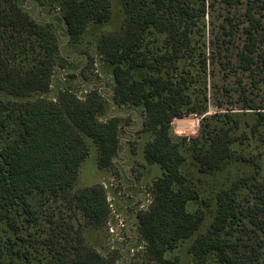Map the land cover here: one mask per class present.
Returning a JSON list of instances; mask_svg holds the SVG:
<instances>
[{
  "label": "trees",
  "instance_id": "1",
  "mask_svg": "<svg viewBox=\"0 0 264 264\" xmlns=\"http://www.w3.org/2000/svg\"><path fill=\"white\" fill-rule=\"evenodd\" d=\"M176 1L122 0L126 14L122 30L119 34H102L96 40V54L108 66L113 82L110 104L92 88L80 98L68 87L47 97L60 57L57 35L49 23L38 21L19 0H0V28L15 32L19 38L25 36L34 45L28 51L20 50L19 64L10 63L0 54V91L8 96L0 99V264H21L28 260L26 251L17 249L12 253L17 244L12 236L23 221L33 224L36 220L28 202L33 193L63 195L68 207L78 210L88 225L104 224L109 212L106 190L100 184L71 190L88 155L87 140L96 148L99 168L109 167L117 154L119 118L109 117L112 104V107L127 105L133 111L138 108L143 115L141 127L153 135L144 146L143 158L147 163L157 164L161 173L151 183L149 206L137 213L136 232L145 244L147 258L156 264L176 263V259L166 258L165 253L193 236L204 219L201 208L189 209L198 200V191L193 179L182 173L184 156L180 146L186 139L178 140L170 134V125L183 114L181 106L185 101L179 90L172 87L162 64L176 58L177 50L185 46L188 24L184 20L192 16L189 7L177 10L173 4ZM257 1H234L242 7L244 20L240 25L245 40L234 54L240 74L264 65V39L259 40L260 36L264 38V20L255 15ZM55 2L68 41L74 44L88 23L105 22L110 17V0ZM150 29L164 32L172 47L170 54L164 51L152 62L140 51L142 36ZM219 30L223 36L231 34L225 23ZM26 43L17 40L23 47ZM31 51L35 56L28 55ZM32 95L36 97L31 98ZM247 107L256 110L253 103ZM259 116L264 119L263 112ZM9 121L13 124L11 128ZM231 142L227 133L222 132L210 139L206 149L199 150L198 139H192L190 150L198 172L218 171L231 156ZM231 190L216 193L217 211L190 246L193 264H203L210 253L223 264H237V257L228 253L221 238L226 226L240 220L238 200L230 194ZM66 245L67 249L57 252L46 264L115 262L113 253L105 257L87 245L79 229Z\"/></svg>",
  "mask_w": 264,
  "mask_h": 264
},
{
  "label": "rangeland",
  "instance_id": "2",
  "mask_svg": "<svg viewBox=\"0 0 264 264\" xmlns=\"http://www.w3.org/2000/svg\"><path fill=\"white\" fill-rule=\"evenodd\" d=\"M19 1L38 21L49 23L57 35L60 57L47 97L65 87L79 96L92 88L111 104L109 93L113 82L108 66L96 54L95 45L100 35L119 34L122 30L126 19L122 0H110L109 19L88 23L75 44L68 41L55 0ZM234 1L177 0L173 3L177 10L189 7L192 16L184 20L188 24L185 46L177 50L176 58L162 64L172 87L179 90L185 101L181 106L183 114L170 125V134L178 140L186 139L180 146L184 156L182 173L193 179L198 191V200L189 209L199 207L204 212V219L193 236L165 253L166 258L176 259L175 264H193L191 243L206 230L215 215L216 193L230 188V194L238 200L240 220L226 226L221 238L227 244L228 253L237 257V264H264V119L259 116L264 113V65L245 74H240L236 67L234 54L245 37L240 25L244 21L242 7ZM254 10L263 21L264 0L257 1ZM222 23L230 29V36L220 34ZM262 26L264 29V21ZM16 36L15 32L0 28V54L12 64L20 63V50L34 47L25 36ZM19 39L29 44L23 47L17 44ZM262 39L260 36L259 40ZM167 40L164 32L150 29L142 36L140 51L152 62L164 51L171 53ZM28 55L35 56V53L28 52ZM7 97L0 91V99ZM251 103L256 105V110L248 109ZM112 106L108 109L109 117L119 118L117 154L109 167L99 168L96 148L87 140L88 155L71 190L92 184L105 187L106 200L111 203L106 221L99 227L88 225L78 210L68 207L63 195L31 194L28 202L36 220L33 224L23 221L12 236L17 243L12 253L19 249L28 255V260L21 264H46L57 252L68 248L66 242L77 229L86 244L100 255L106 257L113 253L114 264H156L147 258L145 244L133 225L135 210H141L140 205L149 206L151 183L161 173L157 164L147 163L143 158L144 146L153 135L141 127L143 115L138 108L133 111L127 105ZM9 123L11 128L13 124ZM222 132L232 139L231 156L218 171L199 173L191 155L192 139H198L197 149L204 150L210 139ZM111 228L115 231L113 234H110ZM203 264L223 263L210 253Z\"/></svg>",
  "mask_w": 264,
  "mask_h": 264
},
{
  "label": "built area",
  "instance_id": "3",
  "mask_svg": "<svg viewBox=\"0 0 264 264\" xmlns=\"http://www.w3.org/2000/svg\"><path fill=\"white\" fill-rule=\"evenodd\" d=\"M111 91H112V90H111ZM111 91H110V93H109V96L111 95ZM84 93H86V90L84 91ZM76 96H77L78 98H80L79 95L76 94ZM104 189H105V187H104ZM107 202H108L109 210H110V212H111V203H110V201H109L108 198H107ZM138 208L141 209V210H145V209H147V207H143V205H140ZM119 225H120V226H123V223H122L121 221H119ZM109 231H110V234H113V233L115 232V231L113 230V228L109 229Z\"/></svg>",
  "mask_w": 264,
  "mask_h": 264
},
{
  "label": "flooded vegetation",
  "instance_id": "4",
  "mask_svg": "<svg viewBox=\"0 0 264 264\" xmlns=\"http://www.w3.org/2000/svg\"><path fill=\"white\" fill-rule=\"evenodd\" d=\"M134 185H135V184H134ZM140 211H142V210H135V212H134V217H133L134 221H133V225H134L135 230H136V223H137L136 216H137V213H139ZM136 231H137V230H136Z\"/></svg>",
  "mask_w": 264,
  "mask_h": 264
},
{
  "label": "crops",
  "instance_id": "5",
  "mask_svg": "<svg viewBox=\"0 0 264 264\" xmlns=\"http://www.w3.org/2000/svg\"><path fill=\"white\" fill-rule=\"evenodd\" d=\"M113 108V107H112Z\"/></svg>",
  "mask_w": 264,
  "mask_h": 264
}]
</instances>
